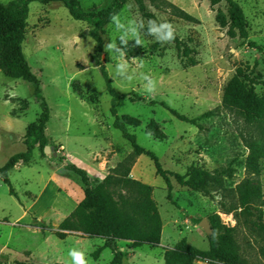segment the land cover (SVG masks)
Returning a JSON list of instances; mask_svg holds the SVG:
<instances>
[{
  "label": "rangeland",
  "instance_id": "obj_1",
  "mask_svg": "<svg viewBox=\"0 0 264 264\" xmlns=\"http://www.w3.org/2000/svg\"><path fill=\"white\" fill-rule=\"evenodd\" d=\"M114 1L78 0L89 15L107 10ZM142 1L158 22L175 26L188 52L179 53L173 44L147 35L142 46L130 41L124 59L135 78L117 84L113 73L119 58L104 49L101 66L122 98L116 106L118 118L141 148L156 155L164 171L185 176L195 169L207 174L208 194L183 189L171 179L172 202H168L153 163L145 156L133 159L131 145L113 128L111 98L92 61L96 46L92 27L74 22L61 3L32 4L23 55L49 107L44 133L48 144L42 154L35 148L28 166L18 164L11 170L17 199L0 179V264H70L68 253L74 247L85 252L88 264L111 263L113 255L107 249L98 261L91 258L106 242L94 235L95 211L83 205V185L66 171L67 165L85 171L102 198L114 242L125 255L122 264H166V252L177 251L182 242L207 252V235L200 224L206 221L211 228V217L229 232L236 264H264V162L257 177L247 169L249 146L264 142V111L262 118L250 121L223 102L228 84L241 71L240 81L248 92L253 88L250 93L264 107V0H233L247 23L248 42L259 49L229 38L227 27L217 24L218 14L227 17L224 2L212 8L209 0ZM179 12L195 22L181 20ZM121 14L142 19L147 31L148 20L141 17L134 0ZM118 35L104 27V45ZM145 73L156 79L155 93L145 90ZM171 112L196 121L202 130ZM40 114L32 85L0 73V169L26 152L27 129L37 124ZM108 176L128 178L151 191L108 183ZM247 180L260 189L262 199L232 211L239 198L236 188ZM43 225L69 237L43 236L39 228ZM139 243L142 247L133 248ZM172 264L208 262L179 254Z\"/></svg>",
  "mask_w": 264,
  "mask_h": 264
},
{
  "label": "trees",
  "instance_id": "obj_2",
  "mask_svg": "<svg viewBox=\"0 0 264 264\" xmlns=\"http://www.w3.org/2000/svg\"><path fill=\"white\" fill-rule=\"evenodd\" d=\"M132 0H115L110 7L96 15H89L83 12L78 0H15L9 3L7 6L0 4V73L11 80L17 81L22 80L24 82L32 85L34 90V97L40 105L41 114L38 118L36 125H31L26 132L25 147L26 152L24 154H19L12 157L3 169H0V179L9 188V195L17 199V195L13 190L10 183V172L15 168L16 165L22 164L23 166H28L33 158V153L35 148L38 147L40 154L43 153L44 149L47 147V140L45 138V131L50 120V111L47 103L42 97V92L40 89V82L31 73L30 67L23 55V44L25 41L27 21L29 17V8L32 4L39 5H49L54 3H61L68 10L70 18L74 22L86 23L92 27L90 35L95 42L94 55L92 61L94 64L100 68L101 76L107 88L109 97L111 98V115L114 118L113 128L118 131L123 139L131 145L133 150L132 158L137 159L140 157H147L153 163L156 175L164 182L167 190V200L172 202L171 193L173 191V186L171 179H174L175 183L183 188L188 189L192 192L208 194V182L207 174L191 169L185 176L171 174L162 169L160 162L156 155L152 152H148L141 148L133 135L128 133L125 124L118 118L116 106L122 98L118 97L114 90L112 89V83L105 69L101 66V56L104 50V43L102 39L103 28L109 25L110 15L113 13H121L123 8ZM140 15L145 20H156L154 15L147 13L145 5L142 0H134ZM226 3L227 5V17L223 18L220 14L217 15L216 22L222 27L228 29L227 36L231 39L242 40L245 44L249 45L252 49H259L255 44H250L248 42V30L247 23L244 19L240 6L233 0H209L210 6L215 8L221 3ZM180 13V19L194 23L195 21L185 14ZM179 53H186L188 49L185 48L182 41H180L177 36L174 42H172ZM242 72L239 71L233 80L228 84L225 95H224V105L226 108L237 112L241 116L252 121L256 118H262L261 113L264 111V107L259 105V100L252 96L251 93L254 92L253 88L250 92L247 91L246 86L240 81ZM162 107H165L162 105ZM171 114L177 118L179 121L190 124L192 126L198 127L202 130L200 126L196 124V121L188 120L184 117L178 116L175 112ZM250 155L248 158V172L252 176L260 175V162H264V142L263 143H252L249 146ZM64 162V161H63ZM66 171L73 173L80 178L81 183L84 188V201L83 205L89 209L95 211V221L97 225L98 232L94 234L97 238L105 241V245L102 248L96 249L92 254L91 258L94 261H98L99 256L103 250H109L113 259L110 264H122L125 255L118 250L116 243L114 242L113 232L111 224L109 223L106 216V208L104 202L100 196L97 195L96 191L90 186V178L87 173L75 166L67 165L65 166ZM108 183L117 184L124 188L139 191L142 193H150L151 188L145 187L138 182L132 181L130 179L120 180L108 176L106 178ZM236 194L238 195V202L236 207L232 211H237L238 209H244L252 206L253 204L259 202L262 199L260 189L254 187L251 180H247L241 183L236 188ZM231 212H228L230 214ZM216 217H211L210 230L211 234L207 236V241L209 245V250L207 252H201L195 250L186 243L182 242L178 246L177 251H168L165 254L166 264H172L178 255L186 259H201L208 262V264H236L237 256L231 254L234 252L233 244L230 237L228 236V231H225L217 222ZM40 231L43 236H52L59 239L69 237L67 234L62 232L53 231L48 229L45 225L40 226ZM224 231V233L222 232ZM135 249L142 247V244L133 245Z\"/></svg>",
  "mask_w": 264,
  "mask_h": 264
},
{
  "label": "clouds",
  "instance_id": "obj_3",
  "mask_svg": "<svg viewBox=\"0 0 264 264\" xmlns=\"http://www.w3.org/2000/svg\"><path fill=\"white\" fill-rule=\"evenodd\" d=\"M108 26L119 33L117 38L110 39V42L104 45L106 52L119 58L113 73L114 83L117 84L119 81L131 82L135 78L134 72L129 74L130 65L128 60L124 59L130 41H135V46H142L144 36L147 35L160 43H172L177 35L175 26L168 21L148 20L147 31L145 32V22L142 19H137L134 16H122L119 12L110 15ZM142 79L147 81L144 84L145 90L149 93H155L157 89L156 79L147 73L142 74ZM68 255L71 258L70 264H88L86 254L82 249L74 247Z\"/></svg>",
  "mask_w": 264,
  "mask_h": 264
},
{
  "label": "water",
  "instance_id": "obj_4",
  "mask_svg": "<svg viewBox=\"0 0 264 264\" xmlns=\"http://www.w3.org/2000/svg\"><path fill=\"white\" fill-rule=\"evenodd\" d=\"M200 227L204 230V232L206 233L207 236H209L211 234V230H210L206 221H202L200 224Z\"/></svg>",
  "mask_w": 264,
  "mask_h": 264
},
{
  "label": "bare ground",
  "instance_id": "obj_5",
  "mask_svg": "<svg viewBox=\"0 0 264 264\" xmlns=\"http://www.w3.org/2000/svg\"><path fill=\"white\" fill-rule=\"evenodd\" d=\"M77 165H78V166H81L82 163H81L80 161L77 160Z\"/></svg>",
  "mask_w": 264,
  "mask_h": 264
}]
</instances>
